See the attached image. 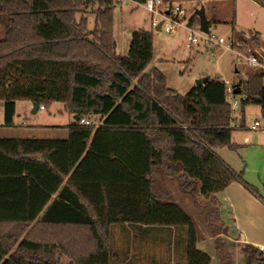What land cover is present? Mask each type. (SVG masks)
<instances>
[{
  "label": "trees",
  "instance_id": "obj_1",
  "mask_svg": "<svg viewBox=\"0 0 264 264\" xmlns=\"http://www.w3.org/2000/svg\"><path fill=\"white\" fill-rule=\"evenodd\" d=\"M118 1L0 0L4 124H12L17 101L44 109L59 102L78 119L96 121L68 124L66 139H0V264H133L120 251L123 233L169 236L159 247L175 257L161 264H210L197 248L207 236L220 264L236 249L242 264H264V249L225 238L216 193L237 181L264 198L215 152L237 147L232 132L247 129L249 104L264 119L262 71L250 69L241 80L246 100L235 115L220 77L179 93L162 71L148 68L152 30L133 29L127 51H117ZM87 11L95 15L91 30ZM188 22L199 25L196 13ZM230 23L231 36L260 45L259 33ZM172 186L197 210L203 230Z\"/></svg>",
  "mask_w": 264,
  "mask_h": 264
},
{
  "label": "rangeland",
  "instance_id": "obj_2",
  "mask_svg": "<svg viewBox=\"0 0 264 264\" xmlns=\"http://www.w3.org/2000/svg\"><path fill=\"white\" fill-rule=\"evenodd\" d=\"M180 4L187 16L196 13V10L204 8L206 17L211 18L216 14L224 22L210 26V31L223 36L229 37L232 34L231 21L235 19L237 25L235 27L249 29L254 27L259 33L260 38L264 42V10H262L252 0H171ZM84 16L87 18L88 30L93 29L95 15L87 11ZM152 12L148 11L141 5L136 4L131 0H119L114 7V35L117 42V51L125 53L128 49V38L133 29L143 28L152 30L154 35L153 57L148 68H158L166 78V84L169 88L176 90L179 93H185L193 86L197 79L207 77H220L229 83L243 80L246 73L250 70L243 60L237 59L232 53L224 49H216L214 52L206 51L203 44H194L190 47L186 41V31L177 29L172 33H167L163 30H156L151 25ZM159 18L158 16H155ZM80 14L77 15V19ZM3 36V27L0 24V38ZM33 106L29 105L28 101L16 102V124L19 127L3 126L0 129L3 133H15L19 136L20 128L23 126L20 123L26 122V128L38 130L41 129L37 124L42 125H66L73 120L72 114L67 112L63 105L59 102H54L47 109H39L33 111ZM2 107L0 105V121H3ZM259 120L264 124V119L260 116L259 107L256 104H249L245 111V121L250 124L254 120ZM44 133L55 135L54 127H42ZM61 130V129H59ZM236 134L243 132L236 130ZM252 131H247L250 133ZM13 135V134H12ZM55 137V136H52ZM177 202L191 212L195 220L199 222L201 230L204 225L197 210L190 204L188 198L177 190L176 186H172ZM188 200V201H187ZM189 203V204H188ZM188 204V205H187ZM136 231V230H135ZM120 233L117 228L115 234ZM230 242H233L227 239ZM155 256L163 258H174L175 253H164L159 249L153 250ZM215 255V252H214ZM210 264H216L212 261ZM228 264H242L239 250L236 249Z\"/></svg>",
  "mask_w": 264,
  "mask_h": 264
},
{
  "label": "crops",
  "instance_id": "obj_3",
  "mask_svg": "<svg viewBox=\"0 0 264 264\" xmlns=\"http://www.w3.org/2000/svg\"><path fill=\"white\" fill-rule=\"evenodd\" d=\"M253 2L256 3V5H258L262 10H264L263 5L255 1ZM207 19L210 22H217L213 23L214 25L224 22V19H220L216 14H213L211 18L207 17ZM233 23L235 27L237 25L235 19L233 20ZM235 29L237 31L250 30L259 33L252 26L246 30L237 27H235ZM129 40L130 37L128 38V44ZM0 105L3 110V103L0 102ZM29 105L32 106L30 102ZM38 110L39 108L35 112H37ZM72 117L73 120L69 121L62 128H60V126L62 125L58 124L42 126H40V124H37L39 127H41V129L38 130L24 127L27 124L25 121H22L20 124L23 126L20 128V131L18 133L19 136H16L15 133L10 132L3 133L0 130V139H66L69 134L67 125L76 121L73 115ZM15 118L16 117L14 115L11 125H5L3 119L2 122L0 121V127H19V125L16 124L17 122ZM246 125H248L247 122ZM44 126L54 127L55 131L59 132L54 133L55 135L44 133V131H49L44 130L42 128ZM242 131L243 132H239L240 134H236L235 131L232 132V142L237 144V147L235 149H229L228 147H219L215 149V152L235 171L241 172L244 180L248 184L256 188L259 194L264 198V131L258 130L252 131L250 133H247L248 129ZM216 197L219 201V208L221 210L222 217L226 224L229 226L228 235H226L225 238L233 242L249 243L261 249H264V204L237 181H232L231 183H229L222 191L216 193ZM168 237L169 236L166 237V235L164 234L150 235L144 233L128 235H126V233H123L117 236L120 241V251H122L123 254L127 253L126 255L128 258H134L133 264H161L159 261V256L155 257L156 261L154 262V259H152L154 258V256L149 257V254L153 253L154 247L158 252L160 249L159 242L163 239H169ZM155 241L158 243L153 244L152 242ZM148 242L152 243L150 249H148L147 247ZM197 248L210 255V263H212V261H216V264H220L218 258L214 255L215 249L213 237H205V239L197 243ZM61 263L67 264V260L62 258Z\"/></svg>",
  "mask_w": 264,
  "mask_h": 264
},
{
  "label": "built area",
  "instance_id": "obj_4",
  "mask_svg": "<svg viewBox=\"0 0 264 264\" xmlns=\"http://www.w3.org/2000/svg\"><path fill=\"white\" fill-rule=\"evenodd\" d=\"M141 5L148 11L152 12V27L156 28L160 24V30L167 33H172L177 29L186 31V41L190 47L194 44H203L206 51L214 52L216 49H224L232 53L237 59L243 60L249 69H259L264 77V42L261 39L259 46L252 43L242 42L239 38L229 36L223 37L213 32H203L197 27L191 26L188 22V16L180 4L170 0H145ZM158 16L159 18L155 17ZM226 84V99L229 103L231 114L235 115L239 112L241 103L246 100V95L241 91H234L233 83L220 78ZM39 109H44L39 106ZM80 124L93 125L96 121L92 118L82 117L77 120ZM235 127L239 126V122L234 123ZM250 131H264V124L259 120H254L253 123L246 125Z\"/></svg>",
  "mask_w": 264,
  "mask_h": 264
},
{
  "label": "water",
  "instance_id": "obj_5",
  "mask_svg": "<svg viewBox=\"0 0 264 264\" xmlns=\"http://www.w3.org/2000/svg\"><path fill=\"white\" fill-rule=\"evenodd\" d=\"M196 15H197V17L199 19V28H200V30L203 31V32H208L209 31V21H208L206 15H205L204 8L202 7L200 9L196 10ZM160 24H161V22L155 28L156 30H160ZM206 80H207V78L197 79L196 82H195V85L196 86H200L204 82H206ZM241 82H242L241 80H238L237 82L232 84V86L234 87V91L236 93H238L240 91ZM32 106H33L34 111H36L39 108V105L36 102H33ZM74 118H75V120L78 119L77 116H74Z\"/></svg>",
  "mask_w": 264,
  "mask_h": 264
}]
</instances>
